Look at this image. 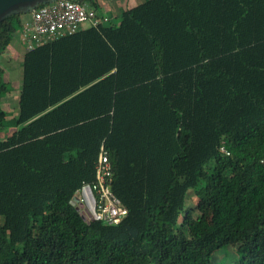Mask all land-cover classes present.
<instances>
[{
	"label": "trees",
	"instance_id": "16d2710c",
	"mask_svg": "<svg viewBox=\"0 0 264 264\" xmlns=\"http://www.w3.org/2000/svg\"><path fill=\"white\" fill-rule=\"evenodd\" d=\"M21 15L0 20V56ZM15 122L0 264H214L228 245L234 264H264V0H142L24 49ZM101 144L127 210L116 224L74 201ZM188 189L207 217L180 240Z\"/></svg>",
	"mask_w": 264,
	"mask_h": 264
},
{
	"label": "built area",
	"instance_id": "2783aa9c",
	"mask_svg": "<svg viewBox=\"0 0 264 264\" xmlns=\"http://www.w3.org/2000/svg\"><path fill=\"white\" fill-rule=\"evenodd\" d=\"M102 20V16L83 1L54 0L29 12V18L19 28V39L24 49L28 50L74 33L83 27V23L95 26ZM219 150L228 154L223 145ZM261 162L264 163V159ZM111 182V163L101 144L95 161V178L91 183L82 184L74 200L87 219L116 224L126 215L127 210L114 194Z\"/></svg>",
	"mask_w": 264,
	"mask_h": 264
},
{
	"label": "rangeland",
	"instance_id": "374dc122",
	"mask_svg": "<svg viewBox=\"0 0 264 264\" xmlns=\"http://www.w3.org/2000/svg\"><path fill=\"white\" fill-rule=\"evenodd\" d=\"M142 0H128V4H135ZM117 17L112 21H117ZM86 26V23L82 24ZM23 45L18 37L17 32L12 34V38L5 52L0 56V63L4 66V80L9 86V91L2 95L0 99V108L4 111L5 116L0 120V137L10 133L18 125L15 122L17 114V98L21 87V63L14 59V50L21 51ZM207 217V208L188 189L183 197V207L179 212L178 218L174 223V235L183 240L193 230L195 223ZM1 219V217H0ZM214 264H234L238 257L235 245H228L215 248L212 254Z\"/></svg>",
	"mask_w": 264,
	"mask_h": 264
},
{
	"label": "crops",
	"instance_id": "0c3cea01",
	"mask_svg": "<svg viewBox=\"0 0 264 264\" xmlns=\"http://www.w3.org/2000/svg\"><path fill=\"white\" fill-rule=\"evenodd\" d=\"M95 1L99 5V10L98 11L96 10V12L98 15L102 16L103 23L108 22L109 20H112L113 18H116V17L118 18V15L121 12V10L134 5V4H128V0H95ZM28 18H29V14L27 13L22 14L19 20L20 24H22ZM16 32L19 37V29H16L14 33ZM23 51H24V47L22 48L21 51L14 50V53L12 54L14 55V59H18L20 63H21Z\"/></svg>",
	"mask_w": 264,
	"mask_h": 264
},
{
	"label": "water",
	"instance_id": "95a60500",
	"mask_svg": "<svg viewBox=\"0 0 264 264\" xmlns=\"http://www.w3.org/2000/svg\"><path fill=\"white\" fill-rule=\"evenodd\" d=\"M52 1L54 0H0V20L10 14L29 13L39 4Z\"/></svg>",
	"mask_w": 264,
	"mask_h": 264
}]
</instances>
